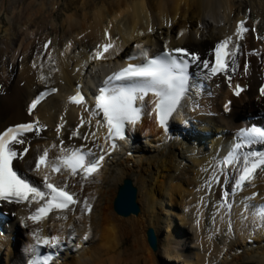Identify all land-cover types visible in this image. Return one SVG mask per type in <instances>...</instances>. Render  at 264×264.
<instances>
[{
    "label": "bare ground",
    "instance_id": "obj_1",
    "mask_svg": "<svg viewBox=\"0 0 264 264\" xmlns=\"http://www.w3.org/2000/svg\"><path fill=\"white\" fill-rule=\"evenodd\" d=\"M14 4H18L19 12L14 13ZM69 4V14L58 28L56 14L60 9V0H0V33L3 34L0 67L6 66V55L14 50L18 40V48L25 42V52L19 56L18 73L15 75L14 65L9 62V76L0 77V131L34 119L46 127L40 137L28 134L30 152L24 163H16L20 174L33 184L42 185V180L38 173L29 169L34 167L36 155L58 144L55 134L57 124L64 123L61 137L67 147L81 143L75 139L68 140L79 118L83 116L87 121L88 116L79 106L69 105L67 101V97L75 93L76 84L81 85L88 97L89 84L94 87L107 74L124 66L125 57L139 53L134 45L140 44L152 54L162 51L164 42L168 41L169 47H185L207 58L214 42L231 34L235 22L242 18L247 19L249 28L257 27L264 37V0H69ZM149 26L154 29L152 33L147 31ZM105 29L119 46L120 55L103 62L88 61L91 50L103 41ZM181 30L185 34L178 37ZM141 32L143 36L139 35ZM45 40L52 41L50 47L54 50L55 67L58 69L46 84L58 91L38 105L30 117L27 105L46 87L45 82L39 79L41 70L32 68L36 53L42 51L40 46ZM69 42L72 47L65 56H60L59 53ZM237 59L239 64L242 60L250 61L248 76H244L240 67L232 79L233 85H247V90L240 96L234 98L232 89L222 78L205 81L201 91L193 93L198 110L193 111L189 106L170 121L171 140L165 137L154 120L145 116L136 130L129 134V142H117L118 148L110 158H106L95 183H85L84 189L80 190L79 177L69 181L77 184L72 190L80 198H90L93 204L90 217L76 221L72 212H68V219L63 221L55 219L56 214L53 213L40 225L29 223V228L24 229L19 226L18 220L28 214L29 207L0 204V213L8 217L5 220L2 216L0 218V246L10 245L16 237L22 236L24 248L31 243L28 231L33 227L41 228L44 234H56L71 224L76 238L66 243L65 250L58 253L62 260H56L55 264H175L180 260L182 264H215L224 259L226 250L233 244L237 246H233L235 250L228 257L234 255L236 262L253 259L257 264H264V253H256L264 249L259 247L264 243V235H255L262 237L255 243L253 238L248 239L246 231L241 233L238 230L233 239L214 235L211 205L201 210L202 215L195 207L201 193L194 189L199 187L201 176L206 175L199 169L211 163L216 155L226 153L234 132L249 125L247 117L263 114L257 123L264 125V99L258 95V86L264 83V40H256L249 34ZM85 64L86 70L81 67ZM190 71L193 80L200 84L196 76L197 68L193 67ZM42 74L48 76V66L44 67ZM229 102L226 109L225 105ZM88 103L92 105V100ZM185 118L191 120L190 125L182 124ZM83 131H88V128ZM153 141L157 143L152 144ZM152 145L161 149L154 152L153 148L150 150ZM217 149L221 150L220 153ZM118 150L121 156L113 162L115 158L112 157L117 155ZM57 152L58 148H50V156ZM128 161L135 164L130 167L131 170L124 167ZM53 179L59 181L63 178L57 176ZM126 179L136 190L138 212L121 216L115 211L114 204L119 187ZM255 183L256 188L251 190L264 194V176H259ZM34 208L32 206L31 210ZM76 214L79 215L78 209ZM198 216L199 227L196 224ZM205 225L209 227L208 231H205ZM19 227L21 230H18ZM180 227H185L187 231H182ZM236 227L239 229L240 225ZM86 230L89 231V238L82 241L80 236ZM149 231L155 235L156 251L149 244ZM91 238L92 241L89 240ZM186 240L188 244L192 243L195 250L185 248ZM245 240L246 245L243 246ZM77 243L79 248L75 247ZM252 243L254 247L250 248ZM25 259L23 252L15 256L9 252L3 262L24 264Z\"/></svg>",
    "mask_w": 264,
    "mask_h": 264
},
{
    "label": "snow or ice",
    "instance_id": "obj_2",
    "mask_svg": "<svg viewBox=\"0 0 264 264\" xmlns=\"http://www.w3.org/2000/svg\"><path fill=\"white\" fill-rule=\"evenodd\" d=\"M168 26H171L170 22ZM147 31L152 33L154 29L149 26ZM184 34V30H181L177 36ZM249 34L256 40H264L257 27H248L247 19L237 20L231 34L214 42L207 58L185 47H169L168 41L164 42L162 51L152 54L136 44L134 47L139 49V53L125 57L124 66L107 74L96 85L91 97L92 105H89L81 86L76 84L75 93L69 95L67 101L79 106L88 116L87 121L83 116L79 118L68 140L75 139L81 143L79 146L67 147L61 137L64 125H56L58 144H53L36 155L34 167L29 169L40 175L42 187H37L21 175L16 163H24L30 152L28 134L40 137L46 127L38 119H34L0 131V204L29 207L28 214L19 219V226L24 229L29 228V222L33 226L40 225L53 213L56 214L55 219L63 221L68 219V212H72L76 221L90 217L93 211L90 198H80L72 190L77 184L69 181H75L79 177L80 190L84 189L85 183H95L106 158H110L117 149V142L126 141L145 116L154 120L165 137L171 140L170 121L189 106L193 111L198 110L199 105L194 103L193 93L201 91L203 82L222 78L232 89V95L238 97L245 92L247 85H233L232 79L241 67L237 58L242 54L244 41ZM139 35L143 36L144 33ZM51 45V40H45L40 46L42 51L36 53L32 63L33 69L41 70L39 79L45 84L51 79V74L58 71ZM71 47L69 42L59 55L65 56ZM119 55V46L111 38L108 29H105L103 41L91 50L88 61L103 62ZM45 56L47 59H40ZM45 66L49 67L48 76L42 74ZM81 67L86 70L87 64ZM193 67L197 68L196 76L201 81L200 84L193 81V73L190 71ZM242 70L247 77L250 61L243 62ZM57 91L56 87H47L46 84L45 90L35 95L27 105L28 116L32 117L37 106ZM258 95L264 99V83L258 86ZM229 105L230 102L225 108ZM182 124L188 126L191 120L185 118ZM84 128H88V131H83ZM101 140L103 143H100ZM256 145L262 146V149L245 150ZM50 148H58V152L50 156ZM216 151L220 153L221 150ZM199 171L206 175L201 176L199 187L194 189L201 193L195 207L202 215L201 210L211 205L210 218L214 235L233 239L238 230L241 233L246 231L249 240L257 234L264 235V194L251 190L256 188L257 178L264 176V129H239L226 153L216 155L211 163H206ZM57 176L63 179L54 180L53 177ZM33 205L35 208L31 210ZM77 209L79 215L76 214ZM196 224L197 227L200 226V216L197 217ZM237 224L240 225L239 229ZM28 236L31 243L22 249L26 257L24 264H55L57 254L64 250L66 243L75 240L76 233L73 225L69 224L67 229L56 234H44L41 228L33 227L28 231ZM88 238L89 231L86 230L80 240L86 241ZM75 247L79 248L80 244H75ZM41 249L48 251L41 254Z\"/></svg>",
    "mask_w": 264,
    "mask_h": 264
},
{
    "label": "rangeland",
    "instance_id": "obj_3",
    "mask_svg": "<svg viewBox=\"0 0 264 264\" xmlns=\"http://www.w3.org/2000/svg\"><path fill=\"white\" fill-rule=\"evenodd\" d=\"M70 4H69V0H60V9L58 10V12H57V14H56V16L58 17V24H57V27L59 28V25L61 24V22L64 20V18H66V16L69 14V12H67V7L69 6ZM17 6H18V4H14V13L15 12H19V9L17 8ZM56 17V18H57ZM209 22V21H208ZM209 23H211V22H209ZM52 37H54V35H51ZM1 37L3 38V34L2 33H0V41H2L1 40ZM18 46H19V40H18V42H17V44L14 46V50L11 52V53H7V55H6V60L8 61V63H6V66L5 67H0V77L2 76V75H8L9 76V67H8V64H9V62H10V64L11 63H13V65H14V73H15V75H16V73H18V70H19V60H20V55L22 54V53H24L25 52V42L18 48ZM263 56V54L261 53L260 54V57H262ZM242 63H243V60L241 61V63H240V65H241V68H242ZM87 72H89V69H87ZM2 87H0V89H1ZM70 133H71V131H70ZM69 134V133H68ZM145 143H147V142H145ZM154 143H157L156 141H153V143L152 144H154ZM158 145V144H157ZM157 145H152L151 146V149L150 150H152V148H153V151L154 152H156V151H159L161 148H157L158 146ZM140 148H142V149H144L143 147H142V145H138ZM145 150V149H144ZM144 152V151H143ZM121 156V153H119V152H117V155L116 156H113L112 158H115L114 159V161L113 162H115V161H118V158ZM126 157L127 158H131V156H127L126 155ZM125 159V158H124ZM133 160L135 159V158H132ZM131 159V160H132ZM130 160V159H129ZM130 160V161H131ZM130 161H128L129 163H130ZM121 163H123L122 161H120ZM127 164L126 166H124L125 168H127L128 170H131V166H135V164L134 163H130V164ZM126 164V163H125ZM129 165V166H128ZM19 219H20V217H19ZM19 221V220H18ZM19 223V222H18ZM30 223V222H29ZM30 225V224H29ZM20 228V227H19ZM208 228L209 227H207V225H205V231H208ZM180 229L182 230V231H184V232H186L187 230H186V228L185 227H180ZM19 230H21V228L19 229ZM147 232V231H146ZM154 234V233H153ZM18 236V235H17ZM154 237H155V235H154ZM264 237V236H263ZM262 237H259V236H255V237H253V239H254V243H255V241L257 240V239H261ZM16 240H14V241H12V243H10V245H2V246H0V264H7V263H4L3 261H4V258H5V256H6V254H8L9 252L12 254V256H15L17 253H21L22 252V249H23V247H22V244H23V240H24V238L22 237V236H18V237H16L15 238ZM146 239H147V237H146ZM90 241H92L93 240V238H91V239H89ZM264 240V239H263ZM187 241L188 240H186V244H185V248L186 249H189V248H192L193 250H195V247L194 246H192V243H190V244H188L187 243ZM246 241L247 240H245L243 243H244V245L243 246H245L246 245ZM147 242V241H146ZM254 243H252V244H250L251 246H250V248H253L254 247ZM157 244V243H156ZM15 245V246H14ZM71 245H72V243H71ZM87 245V244H86ZM66 244H65V246H64V250H65V248H66ZM190 246H192V247H190ZM236 247L237 246V244H233L232 245V247L230 248V249H228V250H226V252H225V254H224V259H222L221 261H219V262H217V263H215V264H234L235 262H236V258H235V256L234 255H231V257H228V254L231 252V251H234L235 249H234V247ZM14 247V248H13ZM257 247H258V245H257ZM259 247H264V243H262V244H260L259 245ZM182 249V248H181ZM259 249V248H258ZM70 252V251H69ZM257 254H260V253H264V249H260L258 252H256ZM65 255V254H64ZM72 255L73 256H77V254L75 253H72ZM240 257V256H239ZM60 259L62 260V258L60 257ZM238 262H236V264H257L256 262H255V260L253 261V259H251V260H245V259H242V260H237ZM61 262V261H60ZM64 263V262H63ZM175 264H182V262H181V260L180 261H177V262H175Z\"/></svg>",
    "mask_w": 264,
    "mask_h": 264
},
{
    "label": "water",
    "instance_id": "obj_4",
    "mask_svg": "<svg viewBox=\"0 0 264 264\" xmlns=\"http://www.w3.org/2000/svg\"><path fill=\"white\" fill-rule=\"evenodd\" d=\"M136 199V190L134 189L131 181L129 179H126L124 183L119 187L114 209L117 212V214H120L121 216H126L127 214L134 213L136 214L138 212L137 205L135 204ZM150 232V238H149V244L153 251H156V244H155V237L153 234V231Z\"/></svg>",
    "mask_w": 264,
    "mask_h": 264
}]
</instances>
